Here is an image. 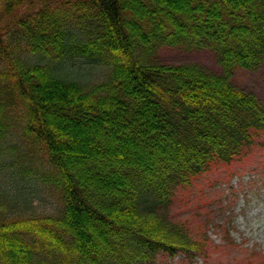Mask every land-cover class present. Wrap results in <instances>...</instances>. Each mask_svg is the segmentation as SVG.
<instances>
[{
  "label": "trees",
  "instance_id": "trees-1",
  "mask_svg": "<svg viewBox=\"0 0 264 264\" xmlns=\"http://www.w3.org/2000/svg\"><path fill=\"white\" fill-rule=\"evenodd\" d=\"M263 61L264 0H0V264L205 257L167 208L249 156L264 105L231 77Z\"/></svg>",
  "mask_w": 264,
  "mask_h": 264
},
{
  "label": "rangeland",
  "instance_id": "rangeland-1",
  "mask_svg": "<svg viewBox=\"0 0 264 264\" xmlns=\"http://www.w3.org/2000/svg\"><path fill=\"white\" fill-rule=\"evenodd\" d=\"M155 60L165 64H198L220 74L217 57L209 50L161 47ZM232 84L254 94L264 105V61L257 69H237ZM42 208L45 202L40 203ZM169 219L187 226L193 237L203 236L205 257L182 252H159L153 264H260L264 263V131L249 156L220 166L176 189L167 208Z\"/></svg>",
  "mask_w": 264,
  "mask_h": 264
}]
</instances>
